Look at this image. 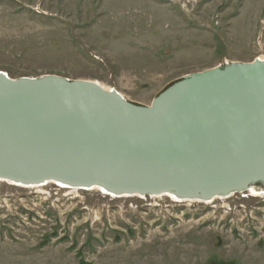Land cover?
Segmentation results:
<instances>
[{
  "label": "rangeland",
  "instance_id": "374dc122",
  "mask_svg": "<svg viewBox=\"0 0 264 264\" xmlns=\"http://www.w3.org/2000/svg\"><path fill=\"white\" fill-rule=\"evenodd\" d=\"M264 58V0H0V71L149 105L185 74ZM0 264H264V194L210 202L0 181Z\"/></svg>",
  "mask_w": 264,
  "mask_h": 264
},
{
  "label": "water",
  "instance_id": "95a60500",
  "mask_svg": "<svg viewBox=\"0 0 264 264\" xmlns=\"http://www.w3.org/2000/svg\"><path fill=\"white\" fill-rule=\"evenodd\" d=\"M0 181L212 201L264 190V58L185 74L149 105L0 71Z\"/></svg>",
  "mask_w": 264,
  "mask_h": 264
},
{
  "label": "bare ground",
  "instance_id": "6f19581e",
  "mask_svg": "<svg viewBox=\"0 0 264 264\" xmlns=\"http://www.w3.org/2000/svg\"><path fill=\"white\" fill-rule=\"evenodd\" d=\"M229 63V62H228ZM100 84V83H99ZM101 85V84H100ZM105 88V87H104ZM108 89H110V88H108ZM118 92V91H117ZM119 93V92H118ZM120 94V93H119ZM121 95V94H120ZM122 96V95H121ZM123 97V96H122ZM124 98V97H123ZM6 183H8V182H6ZM49 183V182H48ZM51 183H56V182H51ZM9 184H12V183H9ZM47 184V183H46ZM56 184H58V186H61L62 188H69L68 186H66V185H64V184H60V183H56ZM15 185V184H14ZM43 185H45V184H43ZM17 186H20V185H17ZM33 187V186H32ZM73 189H75V188H73ZM262 188L259 186H250V188L247 190V191H249V192H251V194H253V195H256V196H258V195H262V194H264V190L262 191L261 190ZM93 190V189H92ZM99 192H102L103 194H107V193H105L104 191H100L99 189H97ZM109 195V194H108ZM110 196H114V195H110ZM162 196H167V197H170L171 199H173V200H177V201H180V199H178L177 197H175V196H173V195H162ZM116 197V196H115ZM122 197H126V196H122ZM136 197H138V196H136ZM151 197H156V196H151ZM221 198H224V197H221ZM206 202H210V201H206Z\"/></svg>",
  "mask_w": 264,
  "mask_h": 264
}]
</instances>
